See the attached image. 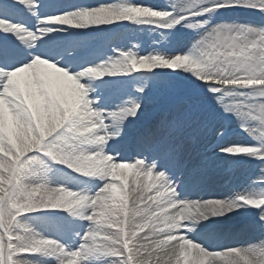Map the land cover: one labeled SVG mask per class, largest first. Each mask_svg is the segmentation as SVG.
Instances as JSON below:
<instances>
[{
    "label": "snow or ice",
    "instance_id": "1",
    "mask_svg": "<svg viewBox=\"0 0 264 264\" xmlns=\"http://www.w3.org/2000/svg\"><path fill=\"white\" fill-rule=\"evenodd\" d=\"M0 264H264V0H0Z\"/></svg>",
    "mask_w": 264,
    "mask_h": 264
},
{
    "label": "bare ground",
    "instance_id": "2",
    "mask_svg": "<svg viewBox=\"0 0 264 264\" xmlns=\"http://www.w3.org/2000/svg\"><path fill=\"white\" fill-rule=\"evenodd\" d=\"M84 2L93 3V2H95V0H84ZM129 34L132 35V36H135L133 34V32H131V31H130ZM133 40H135L136 44L141 45L140 42H139L140 39L138 37L135 38V39H133ZM150 41H152L150 39V37H148V39L147 38L146 39H143V45L146 46V44L151 43ZM232 171H227L226 170L222 174L223 178H218L217 179V188H218V190H223L224 188H226L228 186L227 181L230 180V179H236V178H238V179H240L245 184H251L252 183V181L250 183L249 180H251L254 176L251 175V172L250 171L247 174H242L240 172V174L238 176H234V173H236V171L234 173ZM231 175H233V177ZM129 187L130 188L132 187V185H131V179H129Z\"/></svg>",
    "mask_w": 264,
    "mask_h": 264
},
{
    "label": "rangeland",
    "instance_id": "3",
    "mask_svg": "<svg viewBox=\"0 0 264 264\" xmlns=\"http://www.w3.org/2000/svg\"><path fill=\"white\" fill-rule=\"evenodd\" d=\"M133 34L135 35L134 37L135 38H139V42L141 45H139L140 47V51H141V54H145L147 51L150 50V47L152 45V41H150L151 43L149 44H146V46L143 45V39H148L149 35L148 34H140V33H135L133 32ZM149 41V40H148ZM129 43H136L135 40H131ZM239 138V137H237ZM232 171V170H231ZM236 171V173H234ZM234 173V176H238L240 174V171L239 170H236V169H233L232 171ZM251 172V175L254 176L251 180H249V182L251 183V181H256L258 182L259 179H260V175H259V169L256 168V169H253L250 171ZM236 174V175H235ZM233 177V175H231Z\"/></svg>",
    "mask_w": 264,
    "mask_h": 264
}]
</instances>
